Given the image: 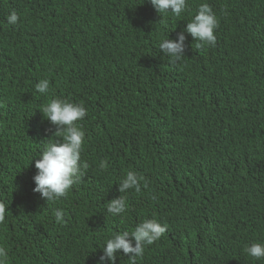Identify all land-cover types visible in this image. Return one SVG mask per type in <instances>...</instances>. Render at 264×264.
I'll return each mask as SVG.
<instances>
[{"label": "trees", "instance_id": "1", "mask_svg": "<svg viewBox=\"0 0 264 264\" xmlns=\"http://www.w3.org/2000/svg\"><path fill=\"white\" fill-rule=\"evenodd\" d=\"M205 2L219 22L215 46L198 48L185 33V56L170 63L159 49L161 39H176ZM187 5L180 17L162 18L149 0H0V28L8 27L7 37L0 34V198L7 201L0 246L9 253L6 264H35L32 254L67 239L46 229L57 209L74 232H86L97 253L112 233L134 229L151 191L168 190L173 182L212 198L226 190L223 176L232 166L242 202L235 200L241 207L231 216L247 220L244 240L230 246L238 254L232 257L239 264H264L244 252L252 242H264V0ZM13 10L20 19L9 25L5 18ZM50 34L54 38L47 40ZM26 37L36 42L21 52L16 41ZM69 46L84 62L74 79L47 65L63 59ZM45 78L49 92L41 95L35 85ZM54 98L77 100L87 109L77 123L85 132L81 159L88 168L66 197L47 203L33 191V177L52 136L48 130L54 131L39 109ZM162 99L166 103L158 104ZM227 121L237 126L240 140L218 157L210 135L225 130ZM125 140L134 149L121 158ZM140 155L150 161L149 181L162 183L120 193L118 183ZM120 195L128 209L111 217L106 204ZM208 215L189 198L167 212V221L197 229ZM158 249L146 250L138 264H218L205 258L195 233L167 232ZM73 251H80L78 244ZM116 264H129L128 257L118 255Z\"/></svg>", "mask_w": 264, "mask_h": 264}, {"label": "clouds", "instance_id": "2", "mask_svg": "<svg viewBox=\"0 0 264 264\" xmlns=\"http://www.w3.org/2000/svg\"><path fill=\"white\" fill-rule=\"evenodd\" d=\"M153 8L163 18L171 15L180 17L187 10V0H149ZM9 25H16L20 17L15 10L6 16ZM218 20L211 6L208 3L198 5L196 14L187 22L186 28L177 34L176 39H161L159 49L165 57L169 58L170 63H176L185 56L186 36L185 33L197 41V47H214L216 44L215 29L218 27ZM8 27H1L0 34L6 36ZM50 34L47 40L53 39ZM36 42V41H35ZM26 38L16 41L20 46L21 52L27 51L35 43ZM3 54L0 49V54ZM1 60V56H0ZM47 65L55 71L68 75L74 79L81 69L84 62L81 57L69 46L63 59L52 58ZM3 76V69L0 66V78ZM21 84V81L19 82ZM50 81L41 79L35 85L38 94L46 95L49 92ZM165 102L164 99L157 102ZM44 118L54 126L51 138L43 147L39 159L35 161L36 174L33 177L35 187L33 191L40 194L47 203H55L62 197H66L69 190L76 186L88 168V164L81 159V152L85 139V132L78 121H82L87 115V109L83 103L73 99L54 98L50 103L39 109ZM238 119V118H236ZM225 125V130L211 132L210 141L218 157H221L227 147L235 146V142L240 140V133L237 126L229 121ZM1 129V120H0ZM53 137H62L52 140ZM172 140V139H171ZM127 141V140H125ZM134 144L127 141L122 142L120 152L126 158L128 153L134 149ZM132 149V150H131ZM136 153H132V157ZM140 162L133 158L135 163L134 171H128L124 178L118 183V191L126 193L134 189L137 193L141 191V185L150 188L161 180L153 179L149 181L147 169L148 158L141 156ZM243 162H249L244 160ZM101 169L107 167L105 162H101ZM166 175V172H163ZM175 179L174 174L170 175ZM240 176L232 166L227 177L223 176L226 190L212 198L204 197L196 188L189 189L179 184L171 183L168 190H154L149 193L145 200L146 209L138 217L139 220L134 224L133 230L114 232L105 239L104 246L99 252L93 251V246L86 232H74L72 226L66 223V215L62 209L54 212V219H51L46 227L48 231H56L67 239L58 244H49L46 252L32 254L30 257L35 264H71L75 261L90 262L93 264H116L118 255L127 256L129 264H138L143 258L144 252L153 249L159 254V244L167 232L177 231L180 233H195L198 237L200 246L205 253V258L218 264H239L232 257L238 255L232 251L231 245L243 241L245 233L241 226L247 220L235 222L231 214L238 210L241 204H235V200L242 202V192L235 190ZM174 181H177L176 179ZM177 183V182H176ZM234 190L236 192L234 196ZM193 199L205 207L209 221L199 225L197 229L191 228L187 223L182 222L179 227L167 221V212L176 205L187 199ZM7 201L0 198V225L5 224ZM128 204L126 197L120 195L106 204V213L111 217H119L126 213ZM69 244L67 246L64 243ZM78 244L79 252L73 251V247ZM247 256L254 260L264 259V242H252L244 248ZM148 253H151L148 251ZM74 254V256H73ZM153 254V253H151ZM155 255V254H154ZM156 256V255H155ZM207 256V257H206ZM9 253L4 246H0V264H6ZM41 261V263H39Z\"/></svg>", "mask_w": 264, "mask_h": 264}]
</instances>
